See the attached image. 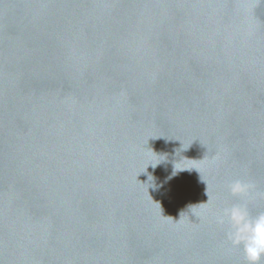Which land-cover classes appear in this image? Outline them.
I'll return each mask as SVG.
<instances>
[{
  "label": "water",
  "instance_id": "water-1",
  "mask_svg": "<svg viewBox=\"0 0 264 264\" xmlns=\"http://www.w3.org/2000/svg\"><path fill=\"white\" fill-rule=\"evenodd\" d=\"M235 179L264 211V0H0V264H247Z\"/></svg>",
  "mask_w": 264,
  "mask_h": 264
},
{
  "label": "clouds",
  "instance_id": "clouds-1",
  "mask_svg": "<svg viewBox=\"0 0 264 264\" xmlns=\"http://www.w3.org/2000/svg\"><path fill=\"white\" fill-rule=\"evenodd\" d=\"M229 192L242 202L224 207L215 213V222L226 227V237L233 247L242 248L247 264H260L264 257V211L255 215L249 210L255 184L235 179L228 184ZM264 198V193H257Z\"/></svg>",
  "mask_w": 264,
  "mask_h": 264
}]
</instances>
